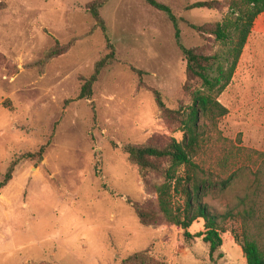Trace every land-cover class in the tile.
I'll return each instance as SVG.
<instances>
[{
    "label": "rangeland",
    "instance_id": "1",
    "mask_svg": "<svg viewBox=\"0 0 264 264\" xmlns=\"http://www.w3.org/2000/svg\"><path fill=\"white\" fill-rule=\"evenodd\" d=\"M2 1L0 183L10 164L17 165L0 189V264H123L144 250L168 264H246L235 239L236 221L220 222L222 245L213 255L201 238L185 240L179 227L142 225L133 207L153 206V185L162 178L154 173L142 178L124 151L125 145L150 139L183 141L182 127L163 115L150 90L159 92L168 110L192 105L179 44L221 54L222 44L190 25H211L232 15L225 5L188 7L230 0H155L175 17L179 42L170 17L143 0H109L100 10L105 33L87 9L96 0ZM106 37L115 61L102 70L91 97L79 99L82 79L110 52ZM72 40L71 49L49 62L42 75L26 68L55 42ZM129 66L144 75L139 79ZM217 100L228 113L215 125L202 120L208 152H240L230 173L246 182L264 156V13ZM44 146L41 162L23 157ZM232 201V193L218 190L205 198L217 215L231 210ZM187 232L203 233L204 222H194Z\"/></svg>",
    "mask_w": 264,
    "mask_h": 264
},
{
    "label": "trees",
    "instance_id": "2",
    "mask_svg": "<svg viewBox=\"0 0 264 264\" xmlns=\"http://www.w3.org/2000/svg\"><path fill=\"white\" fill-rule=\"evenodd\" d=\"M109 0H96L87 5V9L95 20L96 27L105 33L106 28L100 10ZM151 8L166 13L176 28V19L167 6L155 0H143ZM226 6L232 18L202 26L190 25L201 36H212L215 43H220L225 50L221 54L210 53L200 47L184 48L179 44L186 61L185 91L192 98V105L180 107L176 111L165 108L158 91L151 89L156 106L163 115L172 122L179 124L184 131L182 142L168 139L160 144L150 139L143 144H128L124 151L128 160L138 168L139 175L145 178L154 173L162 178V182L153 185L157 200L153 206L135 205L134 211L142 225L167 223L183 230L185 240L193 237L201 238L208 246L210 255L221 247L220 234L224 233L221 221L233 220L240 225V234L235 237L245 258L246 264H264V156L246 182L236 181V171L230 173L236 164V155L220 151L218 156L208 152L206 131L202 120L212 125L228 113L217 96L231 83L238 61L251 33L256 18L264 13V0H230L229 2H196L189 9L216 10ZM5 4L0 0V11ZM176 39L179 42L178 29ZM109 53L95 63L92 75L82 79L78 95L79 99L88 100L92 95V87L99 80L103 69L115 61V50L106 37ZM75 40L60 45L58 42L44 56L27 65V69H37L43 74L45 67L52 60L65 55L73 46ZM131 71L140 79L144 72L132 66ZM199 88L192 90V86ZM140 87L143 83L140 80ZM46 146L41 147L36 154H26L23 157L42 161ZM261 157V154H258ZM215 158V159H214ZM250 159V158H246ZM210 163V164H209ZM17 165L13 161L8 167L0 189L12 179ZM242 172V170H241ZM221 176V177H220ZM219 191L224 195L232 193L233 208L226 214L217 215L210 212L205 203L211 192ZM179 199L176 202L175 198ZM198 220L204 222V232L191 236L187 231ZM123 264H168L162 258L153 257L148 250L129 256Z\"/></svg>",
    "mask_w": 264,
    "mask_h": 264
}]
</instances>
